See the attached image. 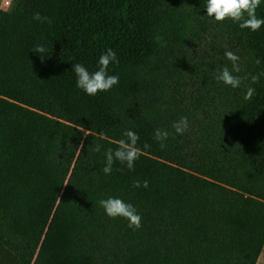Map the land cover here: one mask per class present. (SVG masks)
Here are the masks:
<instances>
[{
	"label": "trees",
	"instance_id": "obj_1",
	"mask_svg": "<svg viewBox=\"0 0 264 264\" xmlns=\"http://www.w3.org/2000/svg\"><path fill=\"white\" fill-rule=\"evenodd\" d=\"M206 4L14 0L0 9V95L36 110L0 98V264L257 263L264 203L224 185L264 200V76L251 80L264 72V26L217 22ZM256 14L264 18V0ZM108 49L119 84L87 95L72 66L95 71ZM226 51L240 57V88L215 79L231 68ZM185 116L179 135L172 125ZM156 129L170 134L163 150ZM126 130L144 154L134 170L117 161L105 175V152ZM109 197L133 204L142 228L110 218L99 203Z\"/></svg>",
	"mask_w": 264,
	"mask_h": 264
},
{
	"label": "clouds",
	"instance_id": "obj_2",
	"mask_svg": "<svg viewBox=\"0 0 264 264\" xmlns=\"http://www.w3.org/2000/svg\"><path fill=\"white\" fill-rule=\"evenodd\" d=\"M261 3L262 0H207L205 7L207 9V16L213 17L215 21L223 23L226 20H231L237 23L241 29H250L255 32L264 26V18H259L256 14ZM33 19L40 23H52L49 17L42 16L39 12L34 13ZM155 40L157 43H161L163 37L157 35ZM161 46L165 45L161 43ZM32 51L38 53L42 60L45 59L44 54L47 52L45 46L37 45ZM225 57L231 62V68L225 65L223 68L218 69L215 79L234 89L240 88L243 81L247 79V77L236 75L242 71L240 57L232 51H226ZM113 63L118 64L119 60L117 59L116 52L108 49L99 57L98 68L95 71H89L81 63L73 64L72 69L77 77V87L90 96H95L100 92L110 91L114 86L119 84L120 79L118 75L109 74V66ZM256 63H260L259 59L256 60ZM261 76H264V72L253 75L251 77L252 83H257ZM254 94L255 89L248 86L244 99L251 100ZM172 127L177 134L183 135L190 127L189 120L186 116L181 117L178 121L173 122ZM123 135L126 139H121L115 150L109 148L105 152V166L102 169L105 175L112 173L113 164L117 161L126 165L129 170H134L136 161L144 154L143 150L137 146L140 137L136 132L126 130ZM169 135L167 130L156 129L154 139L160 143L161 150L166 147L164 142L168 139ZM101 138H103V134H101ZM81 147H83V143ZM101 147L102 145L96 144L94 151L100 152ZM150 147L148 144L144 145V149ZM142 186L148 188L149 182L147 180L143 181ZM133 187H141V182L138 180L134 181ZM99 203L110 218L123 217L128 220L129 228L133 230L142 228V217L138 214L137 208L133 204L125 202L118 197L102 199Z\"/></svg>",
	"mask_w": 264,
	"mask_h": 264
},
{
	"label": "rangeland",
	"instance_id": "obj_3",
	"mask_svg": "<svg viewBox=\"0 0 264 264\" xmlns=\"http://www.w3.org/2000/svg\"><path fill=\"white\" fill-rule=\"evenodd\" d=\"M2 8H3V6H2L1 3H0V9H2ZM0 98L4 99V100H6V101H9V102H11V103H14V104H18V105H20V106H23V107H25V108H27V109H31V110L36 111L35 109H33V108H31V107H26L25 105H23V104H21V103H17V102L14 101L13 99L7 98V97H5V96H3V95H0ZM37 112H39V113H41V114H44V115H46V116H49V117H51V118H53V119H56V120H58V121H61V122H64V123H68V124H70V125H73V124H71V123H69V122H67V121H65V120L59 119L58 117H56V116H54V115H51V114H48V113H44V112H41V111H37ZM73 126H75V125H73ZM81 129H82L83 131H85V133H89V134H93V135H95V136L101 137V135H99V134H97V133H94V132H92V131H90V130H88V129H84V128H81ZM103 138H105V139H107V140H110V141H113V142H116V141H114L113 139H110V138H107V137H104V136H103ZM158 160H160V161H162V162H165V163H167V164H169V165H171V166H175V167H177L176 165L171 164V163H169V162H166V161H164V160H161V159H158ZM178 168H180V169H182V170H184V171H187V172H189V173H191V174H194V175L200 176V177H202V178L208 179V180H210V181H213V182H215V183H218V184L224 185V184H222V183H220V182H218V181H215V180L209 179V178L204 177V176H202V175H199V174H197V173H195V172H193V171H190V170H187V169H184V168H181V167H178ZM224 186H226V187H228L229 189H231V190H233V191H235V192H238V193H240V194H242V195H244V196L254 198V199H256V200L261 201V202L264 203V200H263V199H260V198H258V197H255V196L250 195V194H248V193H243L242 191H239V190H237V189H235V188H233V187H230V186H227V185H224ZM257 260H258V261H256V262H257L256 264H264V250L262 251V253H261L259 259H257Z\"/></svg>",
	"mask_w": 264,
	"mask_h": 264
},
{
	"label": "built area",
	"instance_id": "obj_4",
	"mask_svg": "<svg viewBox=\"0 0 264 264\" xmlns=\"http://www.w3.org/2000/svg\"><path fill=\"white\" fill-rule=\"evenodd\" d=\"M0 3L3 6L2 9L6 10L12 6V4L14 3V0H0Z\"/></svg>",
	"mask_w": 264,
	"mask_h": 264
}]
</instances>
